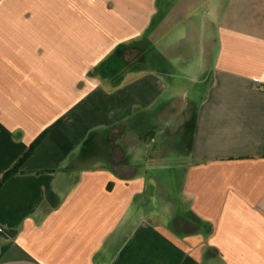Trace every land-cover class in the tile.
<instances>
[{
  "label": "crops",
  "instance_id": "0c3cea01",
  "mask_svg": "<svg viewBox=\"0 0 264 264\" xmlns=\"http://www.w3.org/2000/svg\"><path fill=\"white\" fill-rule=\"evenodd\" d=\"M0 264H264V0H0Z\"/></svg>",
  "mask_w": 264,
  "mask_h": 264
},
{
  "label": "trees",
  "instance_id": "16d2710c",
  "mask_svg": "<svg viewBox=\"0 0 264 264\" xmlns=\"http://www.w3.org/2000/svg\"><path fill=\"white\" fill-rule=\"evenodd\" d=\"M45 136V133L41 134L29 147L28 152L20 159V161L11 169L8 170L7 172H5L3 174V178H2V183H4L7 179H9L10 177L16 175L17 173H19V167L20 165L24 162V160L27 158V156L32 153V151L35 149V147L40 143V141L43 139V137Z\"/></svg>",
  "mask_w": 264,
  "mask_h": 264
},
{
  "label": "rangeland",
  "instance_id": "374dc122",
  "mask_svg": "<svg viewBox=\"0 0 264 264\" xmlns=\"http://www.w3.org/2000/svg\"><path fill=\"white\" fill-rule=\"evenodd\" d=\"M199 85L198 84H194V82L192 80L190 81H185L184 82V97H186L188 90H195V91H199Z\"/></svg>",
  "mask_w": 264,
  "mask_h": 264
}]
</instances>
